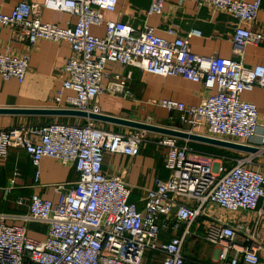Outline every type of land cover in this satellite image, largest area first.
Segmentation results:
<instances>
[{
  "label": "built area",
  "instance_id": "obj_1",
  "mask_svg": "<svg viewBox=\"0 0 264 264\" xmlns=\"http://www.w3.org/2000/svg\"><path fill=\"white\" fill-rule=\"evenodd\" d=\"M165 1L149 0L146 15H161ZM261 1L193 0L198 10L210 8L232 18V53L237 59L199 56L191 53L187 38L166 41L148 26L134 33L122 22L106 20L104 14L115 12L118 0L20 2L9 14L0 13V28H9L13 40L27 47L20 54H11L8 46L0 52V78L23 83L30 51L38 41L66 42L70 55L58 68L64 79L51 98L57 107L96 113L92 104L103 94L131 97L127 89L130 75L106 70L108 64H118L201 84L210 94L197 106L173 100L157 104L176 112L183 124L203 126L208 137L249 141L257 132L258 111L241 94L255 87L264 89V65L247 67L242 58L247 45L262 41V34L249 27ZM43 9L67 12L76 22L65 28L43 23ZM92 27H103V36H93ZM195 35L194 30L188 34ZM145 123L150 124V119ZM148 134L103 130L90 119L0 129V160H6L8 148L16 145L35 169L34 182L39 179L43 158L71 165L77 173L72 186L55 187V203L37 195H31L27 203L16 197L15 204L26 205V213H0V264H146V251L151 254L148 264H185L186 241L201 220H206L202 240L215 249L212 264H259L260 247L236 241L239 233L250 234L248 228L220 222L206 211L210 205L231 213L258 209L264 201V175L249 167L252 159L219 158L217 163L204 164L176 138L150 139ZM148 141L165 148L168 175L154 180L138 209L129 201L130 190L121 178L102 172V158L104 154L135 157ZM17 175L13 173L10 184ZM259 212L264 216V210ZM8 220L17 223L7 225ZM27 224L46 226L44 237L29 238ZM162 232L170 233V238L162 240Z\"/></svg>",
  "mask_w": 264,
  "mask_h": 264
},
{
  "label": "crops",
  "instance_id": "obj_2",
  "mask_svg": "<svg viewBox=\"0 0 264 264\" xmlns=\"http://www.w3.org/2000/svg\"><path fill=\"white\" fill-rule=\"evenodd\" d=\"M43 1L0 0V13L9 14L20 2L40 5ZM148 7L149 0H118L115 12L104 15L106 20L118 21L130 26L134 33L141 31L143 26H148L153 29L157 37L166 41H173L177 37L187 38L191 53L199 56L237 59V56L232 53L234 22L228 14L210 8L198 10L193 0H166L161 15L147 16ZM40 16L41 22L54 24L60 28H65L76 22V18L67 12L43 9ZM249 27L252 31L261 33L263 38L259 44H249L245 47L242 63L247 67L264 65V0L261 1L256 20ZM192 30L196 31L197 35L188 36ZM91 34L101 37L104 34V28L92 27ZM6 46L9 47L11 54H20L27 47L25 43L13 40L9 28H0V52ZM69 55L70 47L66 42L38 41L30 51L28 70L23 83L20 84L14 80L3 81L0 78V109L66 110L62 105L57 107L51 98L55 91L61 88L64 78L58 73V68L63 65ZM106 70L123 76L130 75L127 89L131 97L103 94L92 104V107H96V113L144 123L150 119V124L159 127L207 136L203 126L191 127L183 124L179 121V115L176 112L167 111L157 104L159 100H173L188 106H197L210 94L201 84L180 77L155 76L133 67L124 68L118 64H108ZM68 93L64 92V95ZM241 99L257 108V132L249 141L232 140L231 142L257 147L264 151V89L255 87L251 91H245L241 94ZM84 121L85 119L82 118L65 115L0 114V129L38 126L51 122L75 124ZM94 122L98 128L103 130L117 133L132 131V129L122 126ZM148 135L150 139H158L162 136L154 133ZM177 140L180 144L186 145L196 152V159L204 164L217 163L219 158H251L253 164L249 167L264 175V156L261 154L251 155L204 143ZM150 141L140 146V152L135 157L104 154L102 158V172L108 176L121 178L130 190V202L135 203L138 209L143 207L142 199L146 191L153 188L154 180L166 179L168 175L164 167L165 148L155 146ZM14 172H17L18 175L15 176L14 183L10 184ZM34 174L35 169L31 165L28 155L16 145H11L8 148L6 160H0V213L11 216L25 213L26 205H16V197L26 199L25 203H27V199L31 195H37L55 203L58 199L55 187L58 185L69 187L77 180V173L73 166L62 165L50 158L41 160L37 182H34ZM206 210L220 222L240 223L246 226L250 234L245 236L239 233L236 241L243 246L247 243V245L253 244L260 247L259 264H264V216L259 214L260 210H264L263 200L260 201L258 209L254 212L231 213L213 205L208 206ZM205 221L201 220L191 229L192 235L187 239L183 250L185 264H212L214 248L211 257L204 263L200 262L201 258L195 260L186 256L185 253L186 245L189 244L190 239H194L196 236L198 239L201 237L202 225L205 224ZM15 223H17L15 220L6 221L7 225ZM33 226L35 229L31 231L30 228ZM26 230L29 238L41 240L45 235L46 226L27 224ZM176 235H180V231ZM170 236V233L162 232L161 239L167 240Z\"/></svg>",
  "mask_w": 264,
  "mask_h": 264
},
{
  "label": "water",
  "instance_id": "obj_3",
  "mask_svg": "<svg viewBox=\"0 0 264 264\" xmlns=\"http://www.w3.org/2000/svg\"><path fill=\"white\" fill-rule=\"evenodd\" d=\"M0 114H47V115H65L72 116L82 119H90L93 121L109 123L117 126H122L132 130H140L148 133L159 134L162 136L173 137L176 139H182L186 141H194L199 143H204L212 146L227 148L235 151H240L248 153L251 155L261 154L264 156V151L257 147L244 145L240 143H235L231 141H225L221 139L211 138L207 136L194 135L188 132L159 127L153 124H147L144 122H137L132 120H126L121 118H113L103 114L93 113V112H80L76 110H43V111H18V110H2L0 109Z\"/></svg>",
  "mask_w": 264,
  "mask_h": 264
},
{
  "label": "rangeland",
  "instance_id": "obj_4",
  "mask_svg": "<svg viewBox=\"0 0 264 264\" xmlns=\"http://www.w3.org/2000/svg\"><path fill=\"white\" fill-rule=\"evenodd\" d=\"M125 133L127 131H124ZM207 211V210H206ZM31 231H33V229H35V227L33 226L32 228H30ZM191 241L189 242V244L186 245L185 248V253L186 256L197 260V258H201L200 262L204 263L206 261L209 260V258L211 257V254L213 253V247L210 246L209 244H206L201 237H194V239H190ZM192 242V243H191ZM199 250V253H197ZM151 257V254L148 253V251L145 252V261L146 264L149 263V259Z\"/></svg>",
  "mask_w": 264,
  "mask_h": 264
},
{
  "label": "trees",
  "instance_id": "obj_5",
  "mask_svg": "<svg viewBox=\"0 0 264 264\" xmlns=\"http://www.w3.org/2000/svg\"><path fill=\"white\" fill-rule=\"evenodd\" d=\"M130 201V200H129ZM26 213V212H25ZM25 213H23V214H25Z\"/></svg>",
  "mask_w": 264,
  "mask_h": 264
}]
</instances>
